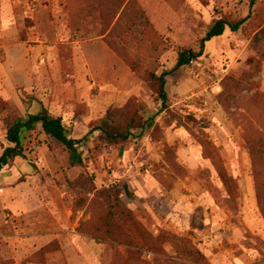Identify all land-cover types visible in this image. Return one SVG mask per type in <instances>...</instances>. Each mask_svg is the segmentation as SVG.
I'll return each mask as SVG.
<instances>
[{
	"label": "rangeland",
	"instance_id": "obj_1",
	"mask_svg": "<svg viewBox=\"0 0 264 264\" xmlns=\"http://www.w3.org/2000/svg\"><path fill=\"white\" fill-rule=\"evenodd\" d=\"M0 144L40 107L82 140V164L39 127L0 171V264H264V0L166 78L249 0H1ZM132 138L108 143L97 129ZM142 126V127H141Z\"/></svg>",
	"mask_w": 264,
	"mask_h": 264
},
{
	"label": "trees",
	"instance_id": "obj_2",
	"mask_svg": "<svg viewBox=\"0 0 264 264\" xmlns=\"http://www.w3.org/2000/svg\"><path fill=\"white\" fill-rule=\"evenodd\" d=\"M255 2L256 0H249L248 13L240 20L231 22L223 17L216 19L200 39L199 51L197 53L191 50H184L178 55L173 69L169 71L164 70L159 75L151 72L145 77L149 88L156 94L157 115L169 110V99L165 85L166 78L171 72L199 58L202 55L204 44L220 37L225 29L233 33L237 32L250 19V12ZM139 126L140 124L137 123L136 125L135 120L132 119L122 131L109 129L103 123L99 124L97 129L102 132L103 140L112 144L115 142H126L132 138L131 132L138 129ZM35 127H39L46 136L57 141L65 148L68 153V162L71 166H80L82 164V140L71 137L61 118L51 115L45 108L40 107V110L36 113H28L25 118L14 119L7 128L5 141L8 146L0 144V171L6 168L10 162L22 157L20 149L22 134L33 130Z\"/></svg>",
	"mask_w": 264,
	"mask_h": 264
},
{
	"label": "crops",
	"instance_id": "obj_3",
	"mask_svg": "<svg viewBox=\"0 0 264 264\" xmlns=\"http://www.w3.org/2000/svg\"><path fill=\"white\" fill-rule=\"evenodd\" d=\"M1 1V0H0ZM1 3V2H0Z\"/></svg>",
	"mask_w": 264,
	"mask_h": 264
}]
</instances>
